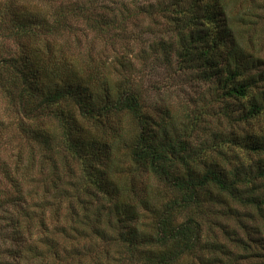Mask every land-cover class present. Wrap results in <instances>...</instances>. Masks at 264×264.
<instances>
[{"label":"trees","instance_id":"obj_1","mask_svg":"<svg viewBox=\"0 0 264 264\" xmlns=\"http://www.w3.org/2000/svg\"><path fill=\"white\" fill-rule=\"evenodd\" d=\"M173 1L158 11L169 13L178 30L185 27L192 34L190 42L183 38L186 48L178 54L185 67L191 70L196 64L205 80L221 88V96L250 100L257 83L248 80L247 73L259 67V60L251 66L244 42L251 40L247 30L261 23L264 0ZM248 2L256 8H245ZM146 5L139 7L145 15L152 8ZM6 7L0 0V16L10 11ZM26 7L33 6L19 4L10 12L19 55L0 63L15 73L19 85L0 87L27 123L32 139L51 150L58 143L63 158L77 163L79 170L77 176L62 175L59 163L50 159V172L41 184L15 178L9 217L0 218V264H182L189 259L193 264L203 201H219L215 198L226 194L237 200V179L231 181L229 171L195 152L189 143L193 130H179L168 106L152 113L133 83L116 81L104 62L88 58L78 67L56 36L60 21L51 23L39 10L29 13ZM113 26L111 21L103 28ZM194 45L200 51L192 59ZM122 67L129 69L124 63ZM261 115L264 106L255 97L240 118L248 122ZM247 137L242 148L264 151V135ZM260 171L263 177L264 168ZM235 174L241 182L240 172ZM205 190L212 192L202 200ZM38 194L40 206L35 204ZM5 202L0 201V212L8 211ZM41 206L56 222L52 235L43 222L45 211L41 216L35 211ZM94 206H101V213L118 229L115 237L84 222ZM37 224L46 230L43 239L35 235ZM37 245L46 251L37 250ZM112 246L125 254H111Z\"/></svg>","mask_w":264,"mask_h":264},{"label":"rangeland","instance_id":"obj_2","mask_svg":"<svg viewBox=\"0 0 264 264\" xmlns=\"http://www.w3.org/2000/svg\"><path fill=\"white\" fill-rule=\"evenodd\" d=\"M2 1L10 11L0 16V63L11 62L20 52L19 42L11 29V10L19 4L32 5L34 8H25L29 13L39 10L49 22L60 21L61 30L56 36L62 45L65 44V51L74 56L78 67H83L88 58L104 62L113 71L116 81L127 79L133 83L152 113L168 106L172 111V123L179 130H193L189 143L195 152L205 155L209 164L215 161L219 168L229 171L231 181L237 179L234 186L237 200L226 194L215 198L219 201L209 198L203 201L206 204L197 217L200 240L190 257L193 264H264V205L261 204L264 176L258 175L264 168V151L254 153L242 148L248 142V135H264V115L248 122L240 118L255 97L264 106V12L258 27L247 30L251 40L244 42V53L251 66L259 60V67H251L247 73L248 80L257 83L251 93L254 98L237 100L221 96L216 82L205 80L194 63L191 70L185 67L178 57L186 48L181 41L185 37L190 42L192 34L185 27L178 30L169 13L158 11L160 6L174 3L173 0H8L13 4ZM189 1L185 0L184 4ZM146 4L152 8L145 15L139 7L148 6ZM245 8L256 7L248 2ZM111 21L113 28H103ZM199 51L197 45L191 47V58L194 59ZM123 63L129 69H124ZM9 69L0 67V86L1 83L10 84L16 89L19 81ZM5 96L0 87V201H6L8 208L0 212L3 220L9 217L7 212L11 210L10 197L14 195L11 190L16 177L24 178L23 182L32 180L41 184L47 179L52 162L59 163L62 175L77 176L79 170L77 163L63 158L58 143L51 150L48 145L32 139L27 123L17 116L16 108ZM50 159L54 160L49 163ZM236 171L240 172L241 182ZM71 182L73 180L69 179L68 183ZM72 186H67L70 193ZM42 189L39 186L40 193ZM208 192L202 191V200L209 197ZM35 204H41L39 194ZM100 209L101 206L92 207L84 222L93 229H101L108 238L115 237L118 229ZM35 211L38 216L45 211L43 222L49 224L48 235H52L56 222L50 210L41 206ZM60 212L64 214L65 207ZM66 215L69 216L67 209ZM34 229L35 235L43 239L44 227L37 224ZM37 247L39 251H46L44 245ZM111 249V254L116 251L125 254L116 246ZM189 261L182 264H191Z\"/></svg>","mask_w":264,"mask_h":264}]
</instances>
